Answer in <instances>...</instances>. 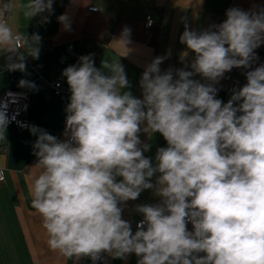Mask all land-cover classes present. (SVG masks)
Listing matches in <instances>:
<instances>
[{"label": "clouds", "instance_id": "9594fccd", "mask_svg": "<svg viewBox=\"0 0 264 264\" xmlns=\"http://www.w3.org/2000/svg\"><path fill=\"white\" fill-rule=\"evenodd\" d=\"M53 5L7 0L0 6L4 70L25 72L26 56L38 59L41 41L38 33L22 37L5 16L22 8L25 17L40 16L43 24ZM57 19L71 30L67 14ZM130 36L125 27L118 41L126 47ZM179 40L187 49L181 61L193 54L191 71L162 72L164 57H156L139 81L142 98L126 90L130 82L119 60H102L98 68L93 54L79 57L62 72L71 93L65 138L29 126L37 137L32 148L39 169L31 207L50 249L73 264L83 258L97 264L104 253L116 259L135 254L137 264H264V64L247 71V83L227 103L213 86L257 59L264 10L230 8L223 22L208 29L185 24ZM19 86L36 88L26 79ZM8 123L0 111V138ZM141 132H158L167 143L157 149L155 163L144 155L150 145L142 143ZM147 189L160 202L136 206L143 219L133 232L122 206Z\"/></svg>", "mask_w": 264, "mask_h": 264}, {"label": "crops", "instance_id": "0c3cea01", "mask_svg": "<svg viewBox=\"0 0 264 264\" xmlns=\"http://www.w3.org/2000/svg\"><path fill=\"white\" fill-rule=\"evenodd\" d=\"M5 2L7 0H2V4ZM16 3L24 5L28 0H16ZM90 7L99 10L91 11ZM233 7L244 11L264 10V0H54V13L49 22L43 24L39 23L40 16L29 20L23 9L18 8L11 19L7 17L6 20L22 37L38 33L41 37L40 54L38 59L26 56V71L23 73L4 70V57L0 56V96L6 90L29 92L30 126L43 128L54 136L61 135L63 140L68 97L57 96L50 88L39 87V80H61L69 91L66 78L62 76L63 70L77 64L79 57L93 54L98 68L102 60H119L130 82V88L126 90L142 98L139 81L145 66L156 57H164L160 65L162 72L169 68L191 71L187 65L193 54L189 53L183 62L180 59L187 50L179 40L185 24L197 32L208 29L226 17V11ZM62 14L71 19L70 31L64 30L57 19ZM43 15L48 16V13ZM148 16L155 22V27L150 30L145 27ZM125 27L131 29V43L127 48L118 41ZM22 51L27 54V45ZM21 79L33 82L36 88L20 87ZM193 79L209 83L199 75ZM231 95L221 92L217 98L227 103ZM36 139L29 130L21 132L9 125L0 138V164L6 168L5 180L0 183V264H73L71 259L50 249L42 220L31 207L32 178L39 173L32 148ZM140 139L143 144L150 145L144 155L155 163L157 149L167 146L163 136L158 132L151 136L141 132ZM155 180L156 176L152 182ZM159 202L154 189L144 190L138 199L122 206V218L130 222L135 232L136 223L143 219L136 206ZM104 254L107 257L105 264H137L135 254H129L126 259ZM79 264H92V261L83 258Z\"/></svg>", "mask_w": 264, "mask_h": 264}, {"label": "built area", "instance_id": "2783aa9c", "mask_svg": "<svg viewBox=\"0 0 264 264\" xmlns=\"http://www.w3.org/2000/svg\"><path fill=\"white\" fill-rule=\"evenodd\" d=\"M2 4V0H0V6ZM91 11H98L96 7H90ZM7 16H5V19ZM226 17L221 18L216 24L223 22ZM149 20H151V24H149ZM155 22L151 16H148L145 21V27L150 30L155 27ZM19 34V33H18ZM24 48V45L21 46V51ZM255 54L257 59L252 63L250 68H233L230 72L225 73L224 77L219 80V82L215 83L213 86L216 88V97L219 96L221 92H229L233 93L234 90H238L243 85L247 83L246 73L254 69L255 67L264 64V46H260L255 50ZM42 77L39 76V79ZM39 87L50 88L57 96L61 97H69L71 95L70 91H68L63 85L61 80L56 79H41L38 82ZM30 104V93L19 91V90H6L2 92L0 96V111H3L8 120L9 126H13L17 128L21 132L28 131L29 129V120H28V111ZM58 139L62 140L61 135L56 136ZM37 163V160L36 162ZM6 168L0 164V183H3L5 180L4 170ZM138 223V222H137ZM135 225V228L137 226ZM188 229L192 230V225L188 224ZM107 261V257L105 254H102L99 263L105 264Z\"/></svg>", "mask_w": 264, "mask_h": 264}]
</instances>
